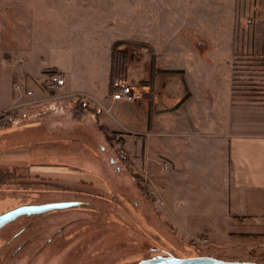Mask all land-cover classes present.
Listing matches in <instances>:
<instances>
[{
    "label": "rangeland",
    "instance_id": "obj_1",
    "mask_svg": "<svg viewBox=\"0 0 264 264\" xmlns=\"http://www.w3.org/2000/svg\"><path fill=\"white\" fill-rule=\"evenodd\" d=\"M62 1L0 0V62H53L62 48L76 49L80 62H94L100 48L105 54L112 42L127 41L134 43L120 47L128 54L127 73L118 77L140 86L151 126L157 91L164 99L190 94L185 103L157 113L161 135L148 141L113 131L121 142H108L80 127L49 124L57 117L71 121L57 114L43 129L50 137L71 132L70 141L8 137L5 148L7 140L0 139V166L20 174L0 187V215L23 205L80 203L22 216L2 228L0 264H163L194 256L264 264V221H232L216 203L218 194H186V136H177L198 122L186 113L190 101L198 107L220 94L241 103L264 101V0ZM157 62L184 68V84L182 75L151 76ZM10 69L0 67V94L11 91ZM157 73L165 78L160 88ZM31 81L37 87L39 80ZM15 108L1 112L10 116Z\"/></svg>",
    "mask_w": 264,
    "mask_h": 264
},
{
    "label": "crops",
    "instance_id": "obj_2",
    "mask_svg": "<svg viewBox=\"0 0 264 264\" xmlns=\"http://www.w3.org/2000/svg\"><path fill=\"white\" fill-rule=\"evenodd\" d=\"M61 2L63 3L62 0ZM117 41L120 40L112 42L105 54L100 48L101 55L96 56L94 62L78 61L79 56L73 48H62L57 52V57L53 58V62H27L25 58L22 59L25 62H15L16 58L11 62H0L2 69L11 68V91L0 94V112L16 107L10 114L8 125H0V139L7 140L3 146L9 143L8 137L19 138L21 143L52 142L53 139L70 141L71 132L67 136L50 137L46 134L43 128L51 114L65 115L71 121L56 122L58 117H54L53 122L49 124L68 125L69 129L71 127L74 131H77L74 126L80 127L90 131L91 135L104 139L105 136L99 131L96 118L92 114H85L80 121L75 119L72 105L78 98L89 103L93 108L101 109V121L112 131L123 133V137L134 133L141 140L148 141L154 135H161L156 120L157 113L185 103L189 98V91L187 93L185 91V94L183 92L182 95L180 93L176 99L172 96L164 99L165 96L157 91L152 126L150 109L148 102L144 101L145 97L139 100L140 103L137 101L133 104L112 101L110 99L111 49ZM2 59L5 60L3 56ZM171 64L174 66L169 67L168 65ZM38 65L41 66L39 72L34 73L33 67ZM155 66V72L159 73L182 71L170 74L182 75L179 80L184 84V68L175 67L174 62H157ZM52 69L57 70L66 80L59 99L56 100L51 98L43 84ZM102 75L103 81H101ZM150 75L152 76V73ZM154 78L156 86L160 88L164 76L157 73ZM31 80H39L37 87L31 85ZM16 82L23 86L22 91L14 89ZM176 88L180 92L186 90V87L176 86ZM29 89L34 90L33 96L27 94ZM163 89L172 93L168 84L165 86L163 84ZM186 95H188L187 99ZM184 98L185 101L181 103ZM234 99L235 97L230 94L224 96L220 94V97H216L213 102L210 99L203 100L198 107H191L190 101L186 106V113L188 110L192 113V117L196 118L195 121H198L187 123L186 133H177V136H186V145L182 146V153L186 157V194H194L197 189L199 193L218 194L220 198L217 197L216 203L223 205L222 207L232 214L234 218L232 221L238 220L248 225H257L259 221H264V101L247 100L241 103ZM28 104L35 106L32 105L30 108ZM211 104H214L213 107L208 106ZM32 133L33 136L30 135ZM167 135L173 133L169 131Z\"/></svg>",
    "mask_w": 264,
    "mask_h": 264
},
{
    "label": "trees",
    "instance_id": "obj_3",
    "mask_svg": "<svg viewBox=\"0 0 264 264\" xmlns=\"http://www.w3.org/2000/svg\"><path fill=\"white\" fill-rule=\"evenodd\" d=\"M126 44H134L132 42L127 41H117L112 46L111 53V69H110V94L112 93V84L118 75H123L127 73V64L129 61L128 54L126 51L121 50V46ZM156 69L152 67V74H154ZM169 73H181L182 71H167ZM49 74H58L57 70L52 69L48 72ZM189 95V94H188ZM186 95V99L188 98ZM185 98L181 101L183 103ZM150 107L153 110V104L150 103ZM72 109L74 111V116L77 121L83 119L84 115L89 113L92 114L96 118V122L98 125V129L101 133L104 134L108 142H121V137L118 133L113 132L105 123L101 121L102 110L93 108L89 103L83 102L80 98L77 99L76 102L73 103ZM151 124V118H150ZM20 177L19 168H10L7 166H0V187H7L8 185L14 184L15 179ZM58 189V188H56ZM62 189V188H60Z\"/></svg>",
    "mask_w": 264,
    "mask_h": 264
},
{
    "label": "built area",
    "instance_id": "obj_4",
    "mask_svg": "<svg viewBox=\"0 0 264 264\" xmlns=\"http://www.w3.org/2000/svg\"><path fill=\"white\" fill-rule=\"evenodd\" d=\"M127 76H119L112 84V93L110 99L114 102H120L124 104H133L144 97L143 91L140 86L130 82ZM45 88L53 99H59V94L66 84L65 78L60 74H49L43 81ZM15 90L22 91L23 86L19 83L14 85ZM29 96L34 95V90L29 89L27 91ZM35 102V101H34ZM10 116L7 112H0V125L6 126L9 123ZM164 169H169V164L164 163Z\"/></svg>",
    "mask_w": 264,
    "mask_h": 264
},
{
    "label": "water",
    "instance_id": "obj_5",
    "mask_svg": "<svg viewBox=\"0 0 264 264\" xmlns=\"http://www.w3.org/2000/svg\"><path fill=\"white\" fill-rule=\"evenodd\" d=\"M80 205L76 201H66V202H54L47 204L38 205H23L15 208L3 215H0V230L12 222L16 221L22 216H31L49 212L52 210L66 209L73 206ZM192 262H197L198 264H257V263H243V262H229L223 260H217L215 258H202V259H186V260H171L163 264H190ZM158 260H148L140 264H156Z\"/></svg>",
    "mask_w": 264,
    "mask_h": 264
},
{
    "label": "flooded vegetation",
    "instance_id": "obj_6",
    "mask_svg": "<svg viewBox=\"0 0 264 264\" xmlns=\"http://www.w3.org/2000/svg\"><path fill=\"white\" fill-rule=\"evenodd\" d=\"M197 258H215V259H217V260H221V258H218V257H196V256H194V257H191V258H186V259H197ZM186 264V263H185ZM190 264H198L197 262H192V263H190Z\"/></svg>",
    "mask_w": 264,
    "mask_h": 264
}]
</instances>
